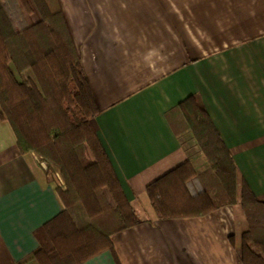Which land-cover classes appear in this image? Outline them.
<instances>
[{
    "label": "crops",
    "instance_id": "1",
    "mask_svg": "<svg viewBox=\"0 0 264 264\" xmlns=\"http://www.w3.org/2000/svg\"><path fill=\"white\" fill-rule=\"evenodd\" d=\"M56 3L98 111L93 128L136 212L148 184L191 158L190 134L178 137L169 122L191 96L228 150L238 185L264 204V0ZM57 186L58 170L21 155L0 120V264L38 247L37 231L62 209ZM151 211L111 237L113 253L83 264H242L248 226L238 203L195 218L157 220Z\"/></svg>",
    "mask_w": 264,
    "mask_h": 264
},
{
    "label": "trees",
    "instance_id": "2",
    "mask_svg": "<svg viewBox=\"0 0 264 264\" xmlns=\"http://www.w3.org/2000/svg\"><path fill=\"white\" fill-rule=\"evenodd\" d=\"M97 114L56 0H0V120L21 155L36 154L63 182L55 188L61 212L37 231L38 247L18 264H83L113 253L111 237L142 222L98 140ZM173 115L175 134L191 136L192 155L146 186L156 219L202 217L238 203L248 226L241 263L264 264V204L238 185L196 96Z\"/></svg>",
    "mask_w": 264,
    "mask_h": 264
},
{
    "label": "rangeland",
    "instance_id": "3",
    "mask_svg": "<svg viewBox=\"0 0 264 264\" xmlns=\"http://www.w3.org/2000/svg\"><path fill=\"white\" fill-rule=\"evenodd\" d=\"M33 18L35 19V16ZM133 205L137 208V211L139 212L137 213L141 219L147 217L148 214H152L145 194L137 196V200Z\"/></svg>",
    "mask_w": 264,
    "mask_h": 264
}]
</instances>
